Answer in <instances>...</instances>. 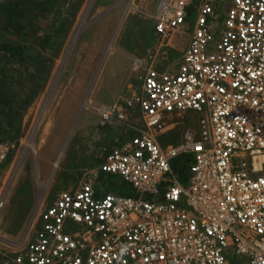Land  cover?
I'll return each mask as SVG.
<instances>
[{"label": "built area", "instance_id": "obj_1", "mask_svg": "<svg viewBox=\"0 0 264 264\" xmlns=\"http://www.w3.org/2000/svg\"><path fill=\"white\" fill-rule=\"evenodd\" d=\"M153 29L132 59L140 85L96 108L123 137L0 264H264V0H160ZM189 111L197 130L164 145L165 121ZM181 158L192 160L185 184ZM100 173L135 195L109 192Z\"/></svg>", "mask_w": 264, "mask_h": 264}, {"label": "rangeland", "instance_id": "obj_2", "mask_svg": "<svg viewBox=\"0 0 264 264\" xmlns=\"http://www.w3.org/2000/svg\"><path fill=\"white\" fill-rule=\"evenodd\" d=\"M159 1L0 0L23 10L21 30L13 36L23 45H36L65 26L64 40L54 51L43 52L37 65L9 63L0 55V81L7 65L13 80L5 92L18 108L16 119L0 131V143L8 147L0 174L5 202L0 208V253L13 252L31 239L57 195L100 170V147L110 148L123 137L120 129L99 126L96 108L114 103L129 85H140L132 59L154 45ZM193 23L192 17L190 27ZM185 38L186 45L189 35ZM175 40L180 42L181 34ZM164 128L162 143H175L188 130H197L198 116L192 111L174 115ZM112 131L121 135L110 138Z\"/></svg>", "mask_w": 264, "mask_h": 264}, {"label": "trees", "instance_id": "obj_3", "mask_svg": "<svg viewBox=\"0 0 264 264\" xmlns=\"http://www.w3.org/2000/svg\"><path fill=\"white\" fill-rule=\"evenodd\" d=\"M0 18L2 19L0 55L7 57L9 63L37 65L41 62L43 52L54 51L65 38V26L61 24L53 32L44 35L36 45L26 46L13 38L21 30L24 18L23 10L15 4L0 3ZM2 71L3 80L0 81V131L5 125H10L9 123L13 122L18 116V108H13V101L10 100V97L5 92L6 83L12 79L9 75L8 66H2ZM16 125L13 124L12 126ZM120 135L119 131L109 133L110 138ZM191 163V159L181 158L174 164V169L181 183L185 184L187 182ZM2 168L3 164L0 165V174ZM99 178L109 192L123 196L135 195V191L118 176L100 173Z\"/></svg>", "mask_w": 264, "mask_h": 264}, {"label": "crops", "instance_id": "obj_4", "mask_svg": "<svg viewBox=\"0 0 264 264\" xmlns=\"http://www.w3.org/2000/svg\"><path fill=\"white\" fill-rule=\"evenodd\" d=\"M176 41V40H175ZM173 44H177L176 42H174ZM177 116V115H176ZM174 117V115L173 116H170V118H173ZM113 130H115V129H113ZM119 131H121V129L119 130ZM123 135V134H122Z\"/></svg>", "mask_w": 264, "mask_h": 264}]
</instances>
